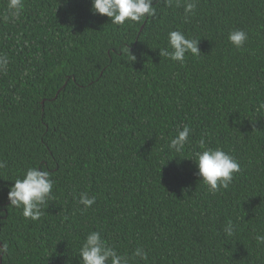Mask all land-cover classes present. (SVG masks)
I'll use <instances>...</instances> for the list:
<instances>
[{"label":"trees","instance_id":"trees-1","mask_svg":"<svg viewBox=\"0 0 264 264\" xmlns=\"http://www.w3.org/2000/svg\"><path fill=\"white\" fill-rule=\"evenodd\" d=\"M184 2L114 25L91 0H24L15 21L0 0V264H79L91 231L130 264H264V0H197L187 19ZM174 30L201 54L160 57ZM185 125L184 150H170ZM201 139L238 161L227 189L196 174ZM29 168L53 180L38 221L8 201Z\"/></svg>","mask_w":264,"mask_h":264},{"label":"clouds","instance_id":"clouds-1","mask_svg":"<svg viewBox=\"0 0 264 264\" xmlns=\"http://www.w3.org/2000/svg\"><path fill=\"white\" fill-rule=\"evenodd\" d=\"M154 0H91V11L110 19L111 24L123 25L125 21L139 22L146 17L156 14V7L153 6ZM168 6L172 5V0H166ZM24 0H7V15L4 19L12 21L20 18L23 11ZM197 7V0H185L184 15L187 19L194 14ZM248 39V34L244 30L236 29L228 34L229 42L236 48H242ZM199 40L187 38L179 30L168 33V47L159 50V56L170 59L174 62L184 63L186 54L199 56ZM135 61V56L131 55ZM9 59L6 55L0 54V73L6 72ZM264 109V102L259 104L258 110ZM191 129L184 126L177 129L175 136L169 140V149L180 153L184 150L189 141ZM202 151L197 152L196 168L197 175L208 187L210 192H217L227 189L232 182L234 175L240 171L238 161L226 153L216 148L211 149L205 146L204 139L199 141ZM7 167V162L0 160V169ZM53 180L50 172L37 168H29L23 178H17L8 190V201L10 205L22 208V215L26 219L38 221L44 214L42 206L51 197ZM79 204L84 209L90 208L96 203L95 196H89L87 192L79 196ZM226 236H232L235 229L231 221L224 227ZM258 244H264V235H256ZM8 252L7 244L0 246V258ZM79 264H130V257L127 253L120 254L114 247L102 238L99 231L89 232L79 249ZM147 260L148 254L141 248H137L132 254L131 259Z\"/></svg>","mask_w":264,"mask_h":264}]
</instances>
